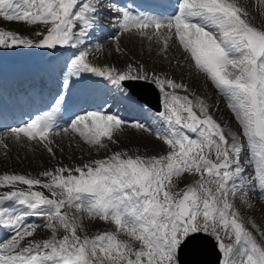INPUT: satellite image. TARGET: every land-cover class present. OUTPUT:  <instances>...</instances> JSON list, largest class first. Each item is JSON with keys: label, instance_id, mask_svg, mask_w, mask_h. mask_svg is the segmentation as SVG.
Segmentation results:
<instances>
[{"label": "snow or ice", "instance_id": "6c2138e0", "mask_svg": "<svg viewBox=\"0 0 264 264\" xmlns=\"http://www.w3.org/2000/svg\"><path fill=\"white\" fill-rule=\"evenodd\" d=\"M99 10L96 0H0V17L7 21L51 24L39 44L3 31L0 46H75L93 28ZM114 10L121 33L137 30L146 36L152 29L158 36L160 29H166L170 35L163 37L165 50L171 36L178 39L195 68L226 97L246 144L235 134L229 142L202 100L197 103L165 91L164 111L158 116L167 128L154 135L169 147L166 155L115 152L75 169L46 171L43 175L48 182L20 174L0 175V188L8 189L0 192V226L13 232L7 242L0 243V264H180L183 247L202 234L216 238L224 264H264V244L253 235L259 225L253 220L250 230L236 204L237 200L246 204L248 191L256 185L264 194V30L249 21L247 10L236 0H181L178 14L168 18L133 14L124 8ZM77 28L79 36L74 32ZM87 56L88 52L82 51L71 61V75L92 73L114 85L147 79L128 72L114 75L115 69L95 67ZM153 82L162 91L166 87L187 90L185 85L155 74ZM124 125L125 121L115 115L93 111L61 130L75 132L86 143L103 148L105 138L113 141L114 132ZM59 127L54 112H46L23 127L11 129L8 135L43 142L54 154L51 136ZM133 127L148 130L139 123ZM188 133L197 134V138ZM245 148L247 163L253 168L248 180L241 162ZM212 152L215 160L209 158ZM185 173L200 175L198 187L188 185L182 195L170 191L172 178ZM35 186L47 189L52 198L34 191ZM7 202L23 206L24 211L16 213L4 207ZM65 207L112 222L117 232L82 239L77 231L83 218H70L62 211ZM29 215L45 216L53 233L51 239L23 243L37 227L26 223ZM58 227L68 233L59 240L55 235ZM120 233L138 241L140 247L119 239ZM221 233L233 243H224ZM259 234L264 238V231Z\"/></svg>", "mask_w": 264, "mask_h": 264}, {"label": "rangeland", "instance_id": "374dc122", "mask_svg": "<svg viewBox=\"0 0 264 264\" xmlns=\"http://www.w3.org/2000/svg\"><path fill=\"white\" fill-rule=\"evenodd\" d=\"M102 16H104V18L109 21V18L104 15V14H99V23H104L106 22L105 20L102 21ZM262 19L264 20V15L261 14ZM112 25V23H110ZM107 25V24H105ZM51 27V24H43V23H37V24H30L28 22L25 21H7L6 19H4L3 17H0V32L3 31H11L14 34H18V36L20 38L26 39V40H31L33 42V45L39 44L40 41H42L44 39V36L47 34L49 28ZM109 27V25L107 26ZM132 40L129 41L128 39H121L119 38V40L115 41V43L113 44L114 47H111L112 52L110 50V46H108V44L106 45L107 48L105 46H103V48L101 47L102 44L100 45V48H97V55L95 56V53H93L92 55H90V52H93L90 48V50L88 51V46L87 48H82L81 50H79L78 54L82 51H87L89 54L87 56V58L96 61V63H98L99 65H102L103 67H105L107 64L110 63V66L112 64H115L116 67H122V68H129L130 64H143L147 67L152 69L153 67L155 68V71L159 70V71H165V70H170L167 71L168 73H182L183 71V77L186 79L185 82L188 83L189 88L186 92H188L186 94V96H190L191 92L192 95H197L200 94L201 92L203 93V95L205 94L206 96V101L204 102V105H208L210 106V110L212 111V115L221 113L222 111H224V109L226 110H230L229 107L226 104H222L220 102L219 97L217 96V94L214 91H211L208 83H205L206 79L205 77L202 75V82L200 83V81H198V76L196 73H194L193 71H191V69H188V65L184 68L183 66L181 67L179 65L180 61L176 63V61L172 58L171 55H168V51L166 53V55L164 54V57L162 58L160 57V54L155 55V53L158 52V49L161 48V45L154 48H152L153 50V54L152 53H148V47L146 45H149V40H154L152 35L148 36L146 35L143 39L144 40H140L138 37H134L132 35ZM152 38V39H150ZM114 40H115V35H114ZM127 41H129L130 43L127 44ZM163 41V40H162ZM118 44V45H116ZM115 45L118 47V51L116 52L114 50ZM21 46V45H20ZM23 48H30L32 51H36V49H41V47H27L22 45ZM151 46V44L149 45ZM152 46H154L152 44ZM3 48V46H0V51ZM120 49V50H119ZM147 49V51H146ZM155 49L157 50V52L155 51ZM101 50V51H100ZM150 50V49H149ZM145 51V53H144ZM151 51V50H150ZM173 52V51H172ZM164 53V52H163ZM176 55V54H175ZM171 57V58H170ZM149 60V61H148ZM169 60V61H167ZM134 65V67L136 66ZM139 71L140 70H146L147 68L138 67ZM127 70H124V72ZM180 76V75H179ZM191 100H193V98H189ZM195 101L197 102L198 99L196 98ZM232 112V111H231ZM222 119L225 122H231L229 120H227L228 116L227 115H223L221 114ZM229 124V123H228ZM236 127V126H235ZM130 129V128H128ZM124 130V129H122ZM120 130V131H122ZM119 133V131H117ZM123 137H121V135H117L114 140L112 141L111 145H106V147L103 148H96L94 149V145H90L89 144V150L90 152L94 151V152H98L100 149L101 151L98 153H95L91 156H95L99 157L101 156V158L103 156H107L110 157L113 153L115 152H127L130 155H141V156H161V155H166L170 149L169 147L161 140V141H155L154 138H152V136H145V134H142L143 132H140L139 130H137L136 135L133 137H130L129 133L126 131H123ZM116 134V133H115ZM120 136V137H119ZM238 136L241 137V141L244 140L241 132L238 133ZM79 139H82L81 137H79ZM4 145V144H3ZM76 149L78 151H82L83 149H81L79 144H75ZM74 146V147H75ZM2 149L0 150L1 155H5V152L9 149L6 150V148L0 146ZM93 147V149H91ZM109 147H111V149H109ZM115 148V149H114ZM107 150H111L107 151ZM63 151V152H62ZM65 153V151L63 149H61L60 154ZM66 154V153H65ZM69 153H67L66 155H62V157L64 159H67V157H71L73 155H68ZM81 156V155H80ZM77 158V156H74V158H77V160H81V158ZM82 157V156H81ZM94 158V157H93ZM209 158L215 160V154L214 152L209 154ZM244 158H246V155L244 156ZM244 158H241V162L242 164H244L247 160H244ZM82 161L80 162L82 164L83 161H85V159L82 157ZM72 160V157H71ZM70 162V160H68ZM87 161V160H86ZM85 161V162H86ZM58 162H62L61 158L58 160ZM71 163V162H70ZM87 163H90L89 161H87ZM248 164V163H247ZM250 166V169L252 168L250 164H248ZM249 174L252 173L251 171H247ZM201 179L199 174L196 173H192V174H183L182 177H173L172 178V183L169 187V190L174 192V193H180L181 195L183 194V191L186 190V186L191 185V186H197L198 184L197 182ZM248 190V189H247ZM248 201L246 204H242L240 200L236 201L237 207L241 209L242 215L245 218V222L246 225L249 226L250 230L251 229V222L255 219H253L252 216H254L253 210L254 208L258 211H261V208H263L264 203L260 200V198H257V192L249 193L248 194ZM259 202V203H258ZM263 204L262 206L260 204ZM260 207V208H259ZM67 208V207H65ZM65 208L62 209V211L65 212ZM70 208L68 207V210ZM66 210V212L68 211ZM73 212V214L67 212L69 214V217H76L77 219L79 218H83V226L81 228H78L77 234L81 236V238L83 239L85 236L89 237V238H94L96 235L102 234L104 232H117V228L114 225V223L112 222H105L101 219L98 218H90L86 213L78 211L77 209L73 208L71 210ZM259 217H261V215H258ZM255 218V216H254ZM257 222V225H259V229L258 230H254L253 231V235L256 237L257 241L261 244H264V238H262L260 236V232L264 231V221H260L259 222L256 220L255 223ZM47 223L48 221H46L45 223H41L40 225H38L35 229V234L30 237L29 240H34L35 242L39 241V242H43L40 240H47V239H51L52 238V231L47 227ZM68 233L65 232V230H63L62 228H59L56 230V238L62 239L65 235H67ZM222 238L224 239V243L226 244H231L233 243L232 240H228L226 237H224V234L221 233ZM29 238V237H28ZM119 239L121 240H126L129 241V243L134 247V248H139L140 247V243L138 241H135L134 239H132L131 237L120 233L118 236ZM28 240V241H29ZM30 242V241H29ZM98 255H101L100 253H98ZM233 260H236L237 257L233 256L232 257ZM105 264H107V262H105Z\"/></svg>", "mask_w": 264, "mask_h": 264}, {"label": "bare ground", "instance_id": "6f19581e", "mask_svg": "<svg viewBox=\"0 0 264 264\" xmlns=\"http://www.w3.org/2000/svg\"><path fill=\"white\" fill-rule=\"evenodd\" d=\"M96 1H98V0H96ZM236 2L238 3L239 6H241L242 8L247 10V12L249 14L248 19L253 25H258V27H260V29H264V20L262 19V16H261V14L264 15V0H236ZM260 20H261V22H259ZM160 31H162V30H160ZM152 33H153V30L148 32V34L152 35L153 39H154V40H149V45L151 44V46H152V44H153L156 47L160 46L159 41L157 40L155 35H153ZM123 34L125 37L124 39L129 38V41L132 40V38L130 36H128V35L126 36L125 33H123ZM168 35H170V34H168ZM150 39H152V38H150ZM129 41H127V44L130 43ZM172 43L176 44L175 46L179 47L178 39L175 36H171V38H169L167 40V45L170 46ZM113 44L114 43H112L111 47H114ZM116 45H118V44H116ZM116 45H115L114 50L117 52L118 47ZM103 46L104 45H102L101 47L103 48ZM98 47L100 48V45H98L97 47H92L91 50L95 53V52H97ZM146 51H147V49H146ZM148 51H149L148 53L153 54V50H151V51L148 50ZM172 51L175 52L174 50H172ZM144 53H145V51H144ZM156 54L157 53H155V55ZM122 70H124V69L120 68V71L117 72L116 74L121 73ZM125 72H128L130 75H136L139 77L147 76L146 80H149L151 78L150 76L146 75L142 71H140V72H138L137 70L134 71L133 68H132V70H127ZM197 80L200 81L199 78ZM125 102H128V100H125ZM127 107H128V111L131 110L134 113H137L138 109L140 108V107L132 104L131 102L127 105ZM141 109H142V107L139 109V111ZM113 112L118 113L119 111H113ZM120 116L122 117V112H121ZM220 118L222 119V116H220ZM125 119L128 120L127 118H125ZM228 123L229 122H225V121L223 124L221 123L222 127L225 130V133L228 134V131L234 133V131L236 130V127L231 128V127L224 125V124L229 125L230 123L229 124ZM128 128H130V129H128ZM122 129H124L125 131H128L130 137L135 136L137 130H141L139 128L133 127V125H131V124H127V126H124ZM226 130H228V131H226ZM9 132H10V130L6 132L4 137H2V140L4 142H2L0 144V146H2V147H4L6 145V147H4V148H6V150L9 148L5 152V155L4 154L1 155V152H0V175H2V174L27 175V176L34 177V178H39L44 182H48L49 178L45 177L43 175V173L46 171H50L49 170L50 168H54V171L56 169L61 168V167L66 168V169H68V168L72 169L75 167L77 162H81L83 160L82 157L85 159V161L86 160L89 161V152H90L89 147L90 146L83 139H79V135L75 132H71L73 134V138L67 140V138H68L67 137L66 138L67 141L63 138H59V136L56 139L52 140L53 142H52L51 146L53 148L54 154L49 153L47 151V148L45 147V144L43 142L35 143V142H32V140H28L27 138H21V139L17 140L15 138H13L12 136L8 135ZM115 133L117 134V132H114V138L116 137ZM143 133L145 134V136H152L153 137V133L150 130L144 131ZM121 137H123V134L121 135ZM111 143H112V141H108L105 138V144L106 145H111ZM75 144H79L81 146L80 148L83 150L78 151L76 149ZM96 148H98V147L94 146V149H96ZM1 149L2 148L0 147V150ZM61 149H63L66 154L69 153L70 155H73V156H71L72 159L74 156H77V158H79V156L81 155L82 156V157L80 156L81 160L80 161L75 160L71 166L70 164H68L71 162V159H69V157H67L68 160H70V162L67 159H64L62 157V155L63 154L66 155V154L65 153L60 154ZM91 149H93V147ZM60 158H61L62 162H58V160ZM85 161H83L82 164L80 163V167H82L83 165H85L87 163V161L86 162ZM45 167H47V168H45ZM64 175H68V173H65ZM20 187L26 188L27 186L20 185ZM7 190H8L7 188H0V192H4ZM33 190L34 191H42V192H44L45 195L51 196L50 192L47 189H44L42 187L35 186L33 188ZM8 205L13 206L14 204L12 202H7L4 205V207L7 208ZM260 205L262 206L263 204L261 203ZM64 210L66 212V210H68V207L65 208ZM69 211H70V209L67 212H69ZM253 213H254L255 219L258 222H259V220L264 221V206H263V208H261V211H258V212L254 208ZM259 214L261 215V217L258 216ZM1 228H2V226H0V239L4 236ZM7 229H9V228H7Z\"/></svg>", "mask_w": 264, "mask_h": 264}, {"label": "water", "instance_id": "95a60500", "mask_svg": "<svg viewBox=\"0 0 264 264\" xmlns=\"http://www.w3.org/2000/svg\"><path fill=\"white\" fill-rule=\"evenodd\" d=\"M137 95L142 100L149 102L143 96ZM195 240H200V245H194L193 241ZM195 240L188 242L180 252L181 264H218L219 256L216 254L212 242L201 237H197Z\"/></svg>", "mask_w": 264, "mask_h": 264}]
</instances>
